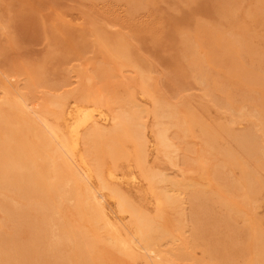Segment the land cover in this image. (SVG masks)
<instances>
[{
	"label": "bare ground",
	"instance_id": "1",
	"mask_svg": "<svg viewBox=\"0 0 264 264\" xmlns=\"http://www.w3.org/2000/svg\"><path fill=\"white\" fill-rule=\"evenodd\" d=\"M125 1L132 8L145 2ZM220 2L226 31L194 22L193 33L177 43L186 60L178 67L181 74L190 72L203 85L206 102L224 113L212 124L187 100L162 98L127 38L96 25L92 42L104 59L92 74L82 72L71 91L36 107L32 89L41 82L33 75L25 73L20 86L0 79V264H264V215L253 214L264 191V103L235 94L214 74L229 59L225 63L239 81L246 78L256 85L253 91L264 90V54L255 56L257 34L248 39L250 23L239 20L236 1ZM253 3L247 17L264 19V0ZM174 37L169 33L167 41L175 43ZM261 40L257 46L264 49V34ZM113 63L135 71V89L150 108L137 101L132 87H120L122 93L108 88L106 94L94 87L93 75L109 78ZM244 122L242 129L233 127ZM170 166L180 176L169 174ZM141 181L138 192L128 190ZM144 192L153 199L151 211L139 201ZM233 198L241 209L230 203ZM212 212L215 226L224 223L239 235L226 249L231 237L224 231L196 258L191 251L202 237L200 221ZM19 235L26 237L21 241Z\"/></svg>",
	"mask_w": 264,
	"mask_h": 264
},
{
	"label": "rangeland",
	"instance_id": "2",
	"mask_svg": "<svg viewBox=\"0 0 264 264\" xmlns=\"http://www.w3.org/2000/svg\"><path fill=\"white\" fill-rule=\"evenodd\" d=\"M220 1L223 0H211L210 3L208 2V4L204 5L205 0H145V2L143 1L140 5H137V9L136 7L132 8L125 0H0V79L6 78L5 80L14 81L20 86L23 84L21 81L25 80L24 78L33 75V80L35 79L34 81L36 84L41 82L39 83L40 85H37L38 88L35 86L32 89L34 94L32 92L33 97H31L35 102L31 99V103L32 105H36V107L42 103L44 99L50 98L56 94H64L66 90L71 91L79 86L80 81L82 82L84 76L82 72L85 74H92L93 68L102 63L104 59V52L99 50L92 42V33L94 31L92 27L96 25L98 27L100 26L108 33L119 34L125 37V39L127 38L126 40L129 41L131 47L133 46L132 49L135 51L134 55H138V57L136 56L137 59H140L139 62L143 66L146 74L151 77V83L153 86L155 85L157 93L162 98L170 101H178L179 99L187 100L197 113L202 114L207 123L212 124L219 119L218 117H220V115H224V113L215 108L210 102H206L203 85L200 82L199 84L190 72L185 75L181 74L182 71L179 70L178 67L179 65L181 67L184 66L186 60L181 55L178 47V40H180V37H182L184 33L190 32L189 34H192L196 23H203L213 28L216 26L217 29L223 32L226 31L228 29V22L225 18L221 17L220 13L217 11L218 6L216 5ZM231 1H236V6L239 7V20L244 19V22L241 21V23L243 22V25L244 23H250L246 25L247 36H253V34L255 36L257 34L254 39L256 46L253 44V41L251 42L252 45L255 46L253 49L256 48L255 52L257 54H255V56H258V54L259 56H263L264 53L261 51H264V49H261L263 47L260 46V48L257 45H260L262 42L261 37L264 34V19L259 18L257 20V18L252 19L250 16L247 17V11L254 5L253 0ZM243 10L246 12V15ZM237 16L238 15H236V17ZM185 17H187V20H185ZM239 20L237 18L234 22L241 24ZM169 33H174L175 43L173 44L167 41ZM250 36H248V39L251 38ZM82 40H84L85 45L82 44ZM76 43H80L82 46L78 44V49ZM258 47L259 50H257ZM259 51L261 53H259ZM175 54L177 55V61L173 59L171 61L170 56ZM54 57L57 59H54ZM224 61L230 65L229 59L223 60V62ZM225 62L222 63L221 61L215 66V82H217L218 78V81L224 82L223 86L225 85V88L227 86V88L233 89L235 94L239 92L241 94H250V102L264 103V90L253 91L256 85L249 82L250 80L246 78L240 77L241 80L239 81V77L236 76L237 74L234 75L232 72L233 70L228 68L229 66ZM246 62L247 61L244 62L245 65L249 67L248 62L247 64ZM121 65L122 64L119 65V63L109 64L110 68L112 67V75L107 79H98V77L93 75L92 82L94 87L103 94L109 92L108 90L112 89V87L113 89L110 90L111 92H116L114 89L117 87V92L121 91V93L123 90L121 88L128 90L129 87H132L129 90L132 91V89H134L133 91H136V93H133L136 95L138 93V95L135 96V98H138H136L137 101L139 100V103L141 102V104H145L146 107L149 106L150 108L151 101L143 96L139 97L138 88L135 89L137 87L135 86L136 83L134 80L136 78L135 71L129 66L126 67ZM241 65L239 63L237 64L238 67H245ZM218 68H220V70ZM32 70L34 71L32 72ZM175 71L178 72L176 73ZM25 73L26 77H24ZM80 74H82V76ZM35 75L39 78L35 77ZM40 77L44 82L39 80ZM248 86H250V88ZM249 89L251 93L248 92ZM203 103L207 104L205 109L201 106ZM147 117L146 119L148 120L146 122L150 125L152 117H150V115ZM245 125V122L240 124L235 123L233 127L242 129ZM131 169L135 170L133 167H131ZM235 171L237 172L236 169L234 173H236ZM167 172L171 175L175 174L180 176L178 174V167L170 166ZM184 175L190 176L192 175V171L184 172ZM259 175H262L264 179V173H262L261 170H259ZM144 184V181H141L139 184L133 185L134 187L129 186L128 190L132 193L136 192V190L138 192L144 187ZM260 194V199L258 198L259 204L255 205L257 208L255 207L256 209L253 214L258 212L257 215L259 214L258 216L263 218L261 214L263 213L264 215V191H261ZM140 196L142 197L139 201H144L145 204L143 205H146L144 207L146 209L149 208L148 210L151 211L154 205L152 197L145 192ZM144 197L146 199H144ZM236 201L237 200L233 198L230 203L234 207L240 208ZM186 208L188 209V205ZM255 215L254 217L257 218L258 216ZM213 216L214 214L212 212L206 219L209 221L202 219L201 221L203 222L200 221V224L202 223L201 228L204 226L202 229L203 232H201L202 237L200 235L202 240L199 238L200 241L197 240L198 242L196 243H199L198 247L200 248L195 246L191 251L192 254L194 253V257L199 255V257L197 256L196 258L203 256L202 254H204V252L202 251V246L205 247L208 242L214 243L215 239L216 242L218 240L220 241V238L224 237L226 234L227 238L231 237V239H227V241H229L226 244V249H231V244L236 243L235 239L239 234L233 232V228L228 229V225L224 223H216L217 225L215 226ZM210 222H213L212 227ZM222 224L227 226V228L223 227ZM188 226L190 225L188 224ZM189 228L190 227L186 226V231ZM214 231L216 234H213ZM236 234L237 237L235 238ZM19 236L21 241L26 237V235ZM233 239L234 241H232ZM200 249L201 251H199ZM219 254H221V251ZM141 262L142 261H136L134 264H143V262ZM127 263L131 264V262Z\"/></svg>",
	"mask_w": 264,
	"mask_h": 264
}]
</instances>
